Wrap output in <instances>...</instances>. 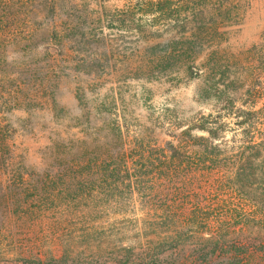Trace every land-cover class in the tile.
Returning <instances> with one entry per match:
<instances>
[{
	"label": "trees",
	"instance_id": "trees-1",
	"mask_svg": "<svg viewBox=\"0 0 264 264\" xmlns=\"http://www.w3.org/2000/svg\"><path fill=\"white\" fill-rule=\"evenodd\" d=\"M197 1L210 0L137 5L146 14L182 15ZM30 3L0 0V75L8 48L17 44L18 17ZM259 46L262 51L264 37L252 50ZM243 72L250 83L239 98L233 84L241 76L226 86L233 97L215 115H198L181 132L170 131L168 141L160 143L154 132H131L118 117L93 145L86 138L68 146L58 137L39 163L46 169L34 173L26 216L50 221V233L62 235L47 242L0 240V264H264V52ZM7 128L0 119V177L23 184V167L8 169L16 156ZM17 195L4 198L3 206L22 209ZM138 208L144 215L136 216ZM114 225H134L133 238H143L149 249L118 250L127 237Z\"/></svg>",
	"mask_w": 264,
	"mask_h": 264
},
{
	"label": "rangeland",
	"instance_id": "rangeland-1",
	"mask_svg": "<svg viewBox=\"0 0 264 264\" xmlns=\"http://www.w3.org/2000/svg\"><path fill=\"white\" fill-rule=\"evenodd\" d=\"M30 1L0 75L1 127L8 126L16 156L8 169L25 172L23 184L0 177L1 241L47 242L62 235L50 233V221L26 216L34 173L46 169L39 163L58 137L68 146L86 138L93 145L118 117L131 132H154L160 143L168 141L170 131L181 132L198 115H215L233 97L226 86L241 76L233 84L239 98L250 83L244 69L258 65L264 52L252 50L264 37V0L197 1L182 15L146 14L137 5L142 0ZM231 137L227 131L225 140ZM14 193L24 202L20 210L3 206ZM138 209L136 216L144 215ZM114 226L127 237L118 250L149 249L143 238H133L134 225Z\"/></svg>",
	"mask_w": 264,
	"mask_h": 264
}]
</instances>
